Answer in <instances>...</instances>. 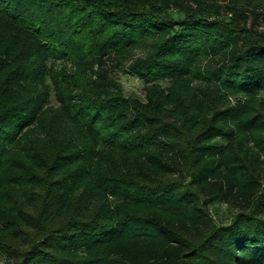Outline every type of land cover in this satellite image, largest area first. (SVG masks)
<instances>
[{"label":"trees","instance_id":"obj_1","mask_svg":"<svg viewBox=\"0 0 264 264\" xmlns=\"http://www.w3.org/2000/svg\"><path fill=\"white\" fill-rule=\"evenodd\" d=\"M97 1L0 0V255L264 264V168L228 126L232 100L256 94L250 120L264 127V4L181 18L170 0L178 15L162 18L151 8L168 0L136 11ZM139 39L150 49L129 58ZM61 61L49 80L60 132L23 83H45ZM118 74L141 82L143 98L126 96Z\"/></svg>","mask_w":264,"mask_h":264},{"label":"rangeland","instance_id":"obj_2","mask_svg":"<svg viewBox=\"0 0 264 264\" xmlns=\"http://www.w3.org/2000/svg\"><path fill=\"white\" fill-rule=\"evenodd\" d=\"M97 1V0H96ZM98 3L104 7L110 8H118L113 10H121L122 6H129L130 10L136 11L141 10V7L145 8V5L140 7L142 2H146V0H99ZM183 4L182 13L179 14V17H196L203 16L206 14H212L217 8L221 10V13L224 12L225 7L229 6L231 3H235L238 5L254 7L258 12L260 11L259 4H264V0H225V2H221V0H180ZM98 2V1H97ZM173 2V3H172ZM168 0V3L156 7H152V12L155 15L161 16L162 18H167L169 16H176L177 7L174 5L175 1ZM262 4V5H263ZM256 6V7H255ZM124 9V8H123ZM148 9V7H146ZM150 9V10H151ZM184 11V12H183ZM230 17V16H229ZM227 25V24H226ZM4 24L0 25V34L3 35L7 30H4ZM262 28H259L261 31ZM139 43L129 52V58L135 57L137 55H142L144 52L148 51L150 48V42L148 40H138ZM67 68V64L61 61L60 62H52L48 65V75L47 81L45 83H40L39 81H31L24 82V86L26 84H30L31 88L36 91V94L44 95V103L42 104L45 111L51 113V120L53 125H58L57 130L60 131L67 127H62L63 124H60L63 116L60 114L59 107L56 101L55 91L51 87V82L49 81L54 76L60 75ZM119 84L122 87V90L126 96L134 97V98H143L144 95V85L136 80L133 77L118 74L117 75ZM190 78L182 79L180 82H161L157 84V87L162 91H166L167 88L175 86L176 89H183L190 83ZM19 86H16V88ZM261 100V95L253 94L249 97H239L234 98L232 100V104L235 108H239V111L235 109V113L233 112L231 117L228 120V126H234L238 130L239 140L242 142V147L251 152H254L259 156L261 167L264 168V131L259 128H264L258 125L256 122H252L250 118L251 115V107H258V101ZM227 126V128H229ZM61 127V129H59ZM61 132V131H60ZM219 213L216 221L220 223V220L223 223L229 218V212L225 209H218ZM0 235L3 236L4 232H0ZM202 250V249H201ZM200 250V251H201ZM5 254L8 256L12 255L11 258H6L5 254L0 255V264H69L74 263L75 260L78 259V256L71 251H63L60 248H19L18 252L15 255L8 253L7 249H4ZM27 251V253H25ZM62 251V252H61ZM201 258L204 260V263L207 264L208 260L205 257V253H200Z\"/></svg>","mask_w":264,"mask_h":264}]
</instances>
